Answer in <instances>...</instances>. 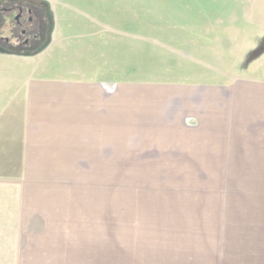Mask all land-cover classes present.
<instances>
[{
  "label": "rangeland",
  "instance_id": "1",
  "mask_svg": "<svg viewBox=\"0 0 264 264\" xmlns=\"http://www.w3.org/2000/svg\"><path fill=\"white\" fill-rule=\"evenodd\" d=\"M196 1L0 2V264H264V38L192 57Z\"/></svg>",
  "mask_w": 264,
  "mask_h": 264
},
{
  "label": "crops",
  "instance_id": "2",
  "mask_svg": "<svg viewBox=\"0 0 264 264\" xmlns=\"http://www.w3.org/2000/svg\"><path fill=\"white\" fill-rule=\"evenodd\" d=\"M202 1V10H196L195 17L186 23L195 27L194 32L184 33L186 38H181L195 41L192 57L249 58L264 38V0ZM196 4L199 6V0ZM246 69H264V50L253 56ZM17 204L13 207L14 212ZM12 227L15 229L17 223Z\"/></svg>",
  "mask_w": 264,
  "mask_h": 264
},
{
  "label": "flooded vegetation",
  "instance_id": "3",
  "mask_svg": "<svg viewBox=\"0 0 264 264\" xmlns=\"http://www.w3.org/2000/svg\"><path fill=\"white\" fill-rule=\"evenodd\" d=\"M43 5V4H41ZM10 14L14 22L9 27L10 34L1 36L2 43L14 50H36L42 43V36L47 34L45 29L32 31V23L35 20L34 5L27 2H11L0 6V15ZM14 43L12 46L9 44Z\"/></svg>",
  "mask_w": 264,
  "mask_h": 264
},
{
  "label": "trees",
  "instance_id": "4",
  "mask_svg": "<svg viewBox=\"0 0 264 264\" xmlns=\"http://www.w3.org/2000/svg\"><path fill=\"white\" fill-rule=\"evenodd\" d=\"M5 45L6 44L0 46V49L3 50V51H9V52H21L20 50H14V49L9 48L8 46H5ZM262 50H264V46L262 47ZM28 51H30V50H28Z\"/></svg>",
  "mask_w": 264,
  "mask_h": 264
}]
</instances>
